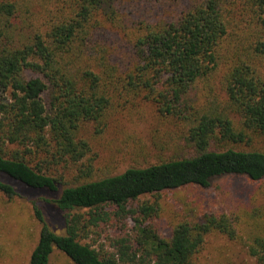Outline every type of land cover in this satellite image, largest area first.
I'll use <instances>...</instances> for the list:
<instances>
[{
	"label": "trees",
	"instance_id": "obj_1",
	"mask_svg": "<svg viewBox=\"0 0 264 264\" xmlns=\"http://www.w3.org/2000/svg\"><path fill=\"white\" fill-rule=\"evenodd\" d=\"M226 176L264 182V0H0V193H53L63 223L33 204L27 264H264V204L182 198L169 235L153 223L163 194ZM127 220L115 252L86 241Z\"/></svg>",
	"mask_w": 264,
	"mask_h": 264
},
{
	"label": "rangeland",
	"instance_id": "obj_2",
	"mask_svg": "<svg viewBox=\"0 0 264 264\" xmlns=\"http://www.w3.org/2000/svg\"><path fill=\"white\" fill-rule=\"evenodd\" d=\"M143 133L138 132L136 135L145 139L147 135ZM137 136L135 139L138 138ZM108 145H105V149L108 148V151H111L113 155L102 153V158L104 157L107 160L108 157H111L112 161L121 162V157L127 154V145L120 147H110ZM103 162L106 164L105 161ZM118 168L121 169L120 166ZM7 178L10 179L9 177ZM12 183L14 185H21V183L15 180H12ZM24 187L29 189L30 192L23 187L16 186L19 195L14 199H9L0 193V241L10 244L14 250L20 253V256L14 262L15 264H27L29 254L39 237L41 224L35 218L33 211L34 203L42 210L50 228L59 233L63 230L62 217L57 213L55 206L47 205L43 201L44 198L51 200L56 198L57 195L53 193L49 195L44 190H34L26 186ZM262 189L264 190V182L253 183L245 177L226 176L214 180L211 186L205 190L183 189L176 192H167L162 195V199L160 200L161 215L159 218H154L153 223H156L163 235H169V224L177 219L178 212L184 202V200H180L182 198L193 199L198 197L199 201L204 205L210 206L216 202L225 210L244 214L264 204ZM200 194L202 195L201 197H199ZM146 199H149L151 202L154 201L151 197ZM130 228H133L131 220L126 221V226L123 223L102 224L97 233L90 235V238L86 241L88 243L94 242L96 248L102 247L105 250L115 252V249L111 246V240L125 234ZM210 244L211 247L230 250L233 257L235 253L238 260H242L245 257L241 251V247L229 243L223 237L212 238ZM238 260L235 261L238 262ZM50 261V264H68L67 259L58 250H54ZM0 264L8 263L0 262Z\"/></svg>",
	"mask_w": 264,
	"mask_h": 264
}]
</instances>
